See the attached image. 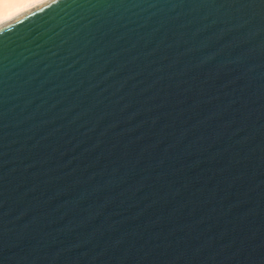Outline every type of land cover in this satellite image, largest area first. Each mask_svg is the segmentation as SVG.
<instances>
[{
	"label": "water",
	"instance_id": "95a60500",
	"mask_svg": "<svg viewBox=\"0 0 264 264\" xmlns=\"http://www.w3.org/2000/svg\"><path fill=\"white\" fill-rule=\"evenodd\" d=\"M0 264H264V0L1 23Z\"/></svg>",
	"mask_w": 264,
	"mask_h": 264
},
{
	"label": "bare ground",
	"instance_id": "6f19581e",
	"mask_svg": "<svg viewBox=\"0 0 264 264\" xmlns=\"http://www.w3.org/2000/svg\"><path fill=\"white\" fill-rule=\"evenodd\" d=\"M45 0H0V24Z\"/></svg>",
	"mask_w": 264,
	"mask_h": 264
}]
</instances>
